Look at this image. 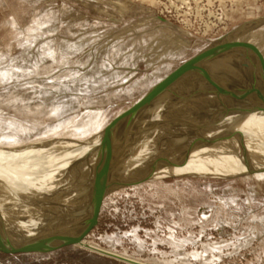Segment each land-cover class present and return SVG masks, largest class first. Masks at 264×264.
<instances>
[{"label":"rangeland","instance_id":"obj_1","mask_svg":"<svg viewBox=\"0 0 264 264\" xmlns=\"http://www.w3.org/2000/svg\"><path fill=\"white\" fill-rule=\"evenodd\" d=\"M260 22L264 24V0H0V149L30 146L28 151L30 154L27 155L21 154L22 149L10 153L7 151L8 155H0V172L2 171L0 180H3L0 183L4 184L0 195L6 193L11 195L10 191L27 183L31 178L33 184L22 195L32 194L30 198L34 206L38 204L45 206L47 201L44 200L46 199L44 193L51 192L57 186L59 190L63 189V194L65 192L64 186L67 181L56 178L61 171L71 176L81 171L85 172L93 182L94 175L101 166L97 163L102 162L99 158L95 163L93 156L61 145L59 148L47 151L49 155L45 152L47 156L45 155L43 160L37 154L32 156L34 151L31 145H41L37 143L54 139L61 141L66 138L101 140L100 134L113 120L141 102L138 107L136 106L133 115L129 116L130 112L125 114L128 116L122 119L120 126L117 127V124L111 129V133L114 132V138H110L114 140V142L110 141L111 144L118 146L120 142L124 143L120 145L124 146L123 153L126 152L123 164L125 168L120 164L119 166L123 168V170L120 168V173V170H116V164L114 167V164L112 163L111 166L109 162L110 172L117 173L116 178L120 177L121 181L117 182L119 184H116L102 201L96 226L81 242L136 258L148 264H264V169L234 176H199L189 172L185 175L170 174L157 177V173L162 171L160 164L179 162L184 158L183 155L189 156L190 152L187 153V150L193 152L192 154H198L200 151H196L198 148L195 143L200 134L201 139L205 136L208 140L211 137L220 138L223 130L229 132H227L228 143L225 146H213L210 148L212 151L205 153L204 148L207 144H201L202 151L206 155L217 160L222 159L220 162L238 160L236 153H242L244 149L249 148L247 153L252 150V154L261 148L262 152L264 151V133H258L264 128L259 124L256 126L261 127V131L256 134L254 130L257 127L253 125L252 128L250 121L249 129H246L245 119L241 120L243 122L237 119L236 121L239 122H236L233 121L236 116L232 115L226 116L229 121L224 123L227 124L226 126L221 122L226 118L223 112H227L232 107L243 116L251 114L250 111L256 114L260 106L264 107V103L263 106L260 104L264 94L262 87L264 85H261L264 82L262 77L264 72L259 73V67L258 69L255 67L264 65L262 63L264 25L262 24L263 27L258 25ZM251 24H257L256 29L252 31L254 35L249 36L251 41L247 38L243 40V37L236 38L233 48L225 46L234 51L231 50L233 55L230 52L231 57L229 54H222L218 58L222 57L224 62L228 61L230 64L239 62L238 67L242 66L239 71L243 67L255 65L252 66L255 71L249 72L251 69H247L246 72L243 69L239 73L243 77L249 76L250 83L253 82L254 77L255 82L248 83L249 90L253 88L259 91L261 99L258 100L259 96L254 92L243 91L245 88L238 87L234 92L227 93L229 89L234 88L236 82L240 83L243 80L231 82L233 75L229 77L227 74L225 78L221 72L218 74V68L224 62L214 68V70L218 69L216 73L213 68L208 67V70L215 73L216 77L213 74L212 77H218L215 85L219 84L210 92L201 94L202 86L197 88L199 83L197 84L196 79L206 68L207 59L209 61L207 63L217 62V56L215 58L213 54L207 53L209 56L204 58L201 53L212 46L211 44L234 32L246 34L245 30ZM243 41L247 42L246 46ZM247 45L252 46L250 50ZM235 46L237 49L240 47L239 51ZM242 47H247L244 49L246 51H243ZM253 50L258 53L255 54L256 51ZM247 51L255 55L245 54ZM246 55L248 58L245 57ZM199 56L203 57L205 63L197 67L196 64L193 65L188 72L183 69L187 63ZM226 56L231 59L227 60ZM256 58H259L258 62L263 59L261 64L254 62ZM240 59L243 61L240 62ZM174 73L176 74L173 76ZM252 74L254 76L251 77ZM218 75L222 77L219 78ZM260 76L263 78L262 83L257 79ZM185 78L188 79L186 83H184ZM217 79L213 80L217 81ZM257 80L261 83H258L260 86L256 84ZM243 83L244 81L239 86H243ZM164 85L169 88L165 90ZM221 87L226 89V94L217 89H222ZM198 89H201L200 92ZM173 90H176L175 94L179 97L182 94L183 96L169 98V93ZM157 91H160L161 97L157 96ZM215 92L216 94H213ZM244 92L249 97L243 94ZM218 93L222 94V97H217L216 95L220 96ZM251 96L253 98H250ZM243 100L254 101L251 102L253 104L244 106ZM168 101L170 104L167 105ZM230 106L232 107L229 108ZM246 107H249V112L243 110ZM142 108H144L142 114L138 113V110H143ZM169 110L173 113H169ZM154 111L158 114L155 115L157 117L152 115ZM161 113L163 117L159 118ZM138 115L145 118L141 119ZM158 118H162L161 124L156 122ZM141 120L144 121L143 125ZM166 120V123L169 121L171 123L166 124ZM191 123L193 125H190ZM261 124L264 127V119ZM148 129L150 130L147 131ZM130 130L133 132L132 135L137 134L139 130V135H135L136 137L130 135ZM189 130L195 132L191 133ZM238 138L241 142L235 141ZM242 143L247 144L242 145ZM50 145L42 143L45 147ZM121 147L118 146L120 149ZM215 147L218 149L212 153ZM161 148H163L162 152ZM163 150L168 152L166 156ZM159 151L161 154H158ZM48 156L55 158L51 160ZM87 156H90L89 159L86 158ZM263 156L264 153H261L257 156V160ZM84 159L91 162L87 165ZM198 164L204 166L202 162ZM252 164L257 166L253 161ZM39 165L43 168L40 170L48 171L47 173L53 176L47 177L49 182L46 180L45 185L41 184L44 181L41 175L37 176L38 178L34 176ZM71 165L75 172L69 167ZM125 165L129 166V169ZM55 169L60 170L59 173ZM124 170L132 174L128 171L127 174ZM128 175L132 179L131 177L128 179ZM78 176L75 177L76 180ZM51 178H55L56 182ZM124 180L129 182L124 183ZM73 186L74 181L68 190H72ZM73 211L70 213L68 211L66 214L63 208L58 214L54 213L62 217L61 221L67 224L66 226L63 224L62 228H67L71 223L68 221L80 214L78 211L71 215ZM42 223H45L44 229L57 226V223L53 222ZM7 234H10L9 231ZM31 235L33 234L24 236ZM0 264L131 263L72 244L50 251L7 252L0 249Z\"/></svg>","mask_w":264,"mask_h":264},{"label":"bare ground","instance_id":"obj_2","mask_svg":"<svg viewBox=\"0 0 264 264\" xmlns=\"http://www.w3.org/2000/svg\"><path fill=\"white\" fill-rule=\"evenodd\" d=\"M263 24V23H262ZM261 24V22H260V24H258V25H262ZM255 25H257V24H251L250 26L248 25V27H250V29L247 27L246 29L247 30H245V32H247L246 34L243 32H238V33H236V32H234L232 35H229V36H227L226 38H224V39H222V40H220V41H216V43H213V44H211L212 46H209V48H207V49H205L202 53H201V55L204 57H206L207 58V55L210 53V54H213V56H215V58H216V56H217V58H216V60H217V62L215 61V63L214 62H212V63H207V62H209L208 61V59L206 60V68L204 69V73L202 72L201 74H200V76H198V78L196 79L198 82H197V88H199V87H201L202 86V90H201V92H200V90H199V92L202 94V92H210L212 89H214V87L215 86H218V84H216L215 85V83H217L218 82V77L217 78H213L212 76L214 75L215 76V73H216V70H218L219 69V73L218 74H221L222 73V75H224V77L228 74L229 75V77L230 76H232V77H234V78H231V82L233 81V80H239L240 81V79H242L243 81H244V83H243V86L241 85V86H239L240 85V83H242V82H240V83H238V82H236V84H235V86H233L234 88H231V89H229L228 87V89L231 91H229V92H227V93H232V92H234L238 87H239V89L240 88H245V89H243V91H246V93H247V91H249V92H254V93H256L257 94V96H261V93L258 91L257 92V90H255V89H253V88H251L252 90H249V86L248 85H250V84H252V83H254L255 82V80L252 78V80H253V82L252 83H250L249 82V80H251V78L249 77V76H247V75H245L244 77L242 76V74L241 73H239V72H242V70L244 69V71L246 70V72L248 71L247 69H251L249 72H253V70L255 71V68L253 69V67L255 66V65H252V64H254L253 62H252V66H248V67H246V65H245V67L246 68H242V70L241 71H239L240 70V68L242 67H238V63H234V62H231V64L230 63H228V61H226V62H224V59H221V58H218V57H220L222 54H229L230 52V54L231 55H233L232 54V49H229V48H225V46H227V47H231V48H233L234 47V45L236 44V38H239L240 39V37H243L242 39L244 40V39H248V41L250 40V38H249V36H250V34H253V30H255L256 28V26ZM264 25V24H263ZM263 25L261 26V27H263ZM258 27V26H257ZM259 28H260V26H259ZM264 28V27H263ZM260 29H262V28H260ZM243 30V31H244ZM251 32V33H250ZM260 32V31H259ZM255 34H257V32L255 33ZM260 33H258V35H259ZM254 35V34H253ZM252 35V36H253ZM256 36V35H255ZM230 37V38H229ZM255 38V37H254ZM242 39H241V41H242ZM253 39V38H252ZM233 40H235V41H233ZM261 40H263V39H261ZM240 41V40H239ZM251 41V40H250ZM252 42H254V41H252ZM252 42H250V43H252ZM254 43H256V42H254ZM253 43V44H254ZM239 44V43H238ZM243 44H245V46H246V44H247V42L245 43L244 41H243ZM242 44V46H244ZM249 46L251 45V44H248ZM247 45V46H248ZM241 46V45H240ZM248 46V47H249ZM252 47V46H251ZM251 47H249V50H250V48ZM235 48H236V46H235ZM235 48H234V50H235ZM240 47H238V49H239ZM245 48H247V47H242V49H243V51H246V50H244ZM227 49H229V50H227ZM237 49V48H236ZM237 49V50H238ZM257 50H258V48H256ZM232 50V51H231ZM248 50V51H249ZM239 51V50H238ZM241 52H242V50H240ZM248 51L245 53V52H243V53H245V54H247L248 53ZM253 51H256V50H253ZM234 52V51H233ZM251 52V51H250ZM249 52V53H250ZM208 53V54H207ZM242 53V54H243ZM249 53H248V55H249ZM256 53H258L257 51L255 52V54ZM229 54V55H230ZM255 54H251L250 53V55H255ZM262 54V53H261ZM231 55H230V57H231ZM236 55H237V53H236ZM240 55V54H239ZM238 55V56H239ZM244 55V54H243ZM263 55H264V53H263ZM209 56V55H208ZM242 56V55H241ZM202 57V58H203ZM204 57V58H205ZM233 57V56H232ZM234 57H236V56H234ZM245 57H247L248 58V56L246 55ZM255 57V56H254ZM201 58V56H199V58H195L194 60H192V61H190L189 63H187L186 64V66L185 67H183V69L184 70H186L187 72L189 71L188 69L190 68V67H192L193 65H195L196 64V67L197 66H199V65H201V64H203V63H205V61L203 62V60L204 59H202ZM208 58H210V57H208ZM214 58V57H213ZM223 58H225V57H223ZM237 58V57H236ZM241 58V57H240ZM244 58V57H243ZM247 58H246V60H247ZM226 59L227 60H229V59H231V58H229L228 59V56H226ZM225 59V60H226ZM235 59V58H234ZM233 59V60H234ZM251 59V58H250ZM259 59V58H258ZM257 58H256V60H254V62L255 61H257L258 60ZM261 59V58H260ZM239 60V59H238ZM245 60V61H246ZM263 60V59H262ZM261 60V61H262ZM211 61V60H210ZM230 61H232V60H230ZM241 61H243V60H241L240 59V62ZM244 61V62H245ZM248 61V60H247ZM246 61V62H247ZM251 61V60H250ZM250 61H249V63H250ZM253 61V60H252ZM261 61H259L260 62V64H261ZM264 61V60H263ZM262 61V63H264ZM224 62V64H227V65H222V63ZM258 61H257V63H259ZM256 63V64H257ZM222 65V66H224V68L222 69L219 65ZM242 64V63H241ZM259 64V65H260ZM237 65V66H236ZM243 65V64H242ZM249 65V64H248ZM219 66V68L218 69H215L214 70V68H217ZM264 66V65H263ZM263 66H255V67H257V69H258V67H259V70H258V72L259 73H261V71H263L264 72V67ZM208 67H211V68H213L212 70H214L215 71V73L213 74L212 72H211V70L209 69L208 70ZM256 69V70H257ZM183 70V71H184ZM221 72V73H220ZM248 72V73H249ZM235 73H237V74H235ZM241 74V75H239V74ZM258 73V74H259ZM176 73H174L173 74V76L175 75ZM181 75H182V72L180 73ZM213 74V75H212ZM251 74V73H250ZM249 74V75H250ZM254 74V73H253ZM251 75V77L252 76H254V75ZM256 74H257V71H256ZM257 74V75H258ZM262 74V73H261ZM260 74V75H261ZM264 74V73H263ZM180 76V75H179ZM186 76V75H185ZM219 76V78L220 77H222V76H220V75H218ZM262 76V75H261ZM260 76V78L259 77H257V79H259L260 80V82L262 83V79L264 78V76H262L261 77ZM178 77V76H177ZM216 77V76H215ZM229 77H228V79H229ZM256 77V76H255ZM169 78H171V76L169 77ZM169 78L165 81V84H166V82L169 80ZM175 78H176V76H175ZM226 78V77H225ZM250 78V79H249ZM177 80H178V78H176ZM181 79V78H180ZM179 79V80H180ZM213 79H217V81L216 80H213ZM223 79V78H222ZM256 79V78H255ZM186 80H188L187 78H185V81H184V83H186L187 81ZM225 80V79H224ZM259 80H257V83L256 84H258V83H260V82H258ZM176 82V81H175ZM195 82V81H194ZM164 83V82H163ZM169 83V82H168ZM168 83H167V85H168ZM171 83V82H170ZM169 83V84H170ZM183 83V84H184ZM248 83H250V84H248ZM260 83V84H261ZM264 83V82H263ZM261 84V85H264V84ZM182 84V85H183ZM220 84H222V82H220ZM162 85V84H161ZM167 85L165 86H163V87H165V90L166 89H168L169 88V86H168V88H167ZM174 85V84H173ZM193 85H194V83H193ZM234 85V84H233ZM259 85V84H258ZM188 86V85H187ZM191 86V85H190ZM189 86V87H190ZM231 86V85H230ZM253 86V85H252ZM260 86V85H259ZM180 87H182V86H180ZM180 87H178V88H180ZM223 87V86H222ZM221 87V88H222ZM246 87H247V90H246ZM256 87V86H255ZM262 87H264V86H262ZM175 88H176V86H175ZM187 89V88H186ZM185 89V90H186ZM193 89V88H192ZM221 93L222 92H224L225 93V91H226V89H219V88H217ZM261 89V88H260ZM259 89V90H260ZM161 90V89H160ZM176 90H178V89H176ZM176 90H173L172 92H170L169 94H170V96H169V98H171V97H176V96H178V95H176L175 94V92H176ZM181 90H184V89H181ZM197 90V89H196ZM163 92H164V90H162ZM239 91H241V90H239ZM154 92V91H153ZM158 92V91H157ZM160 92V91H159ZM157 93L156 95L157 96H160L161 97V95H159L160 93ZM179 92L180 91H178V94H179ZM183 92V91H182ZM238 92V91H237ZM248 92V93H249ZM154 93H156V92H154ZM194 93H196L195 91H194ZM245 92L243 93V94H246ZM151 94V93H150ZM188 94H189V92H188ZM193 94V93H192ZM192 94H190V95H192ZM197 94V93H196ZM213 94H216V92L215 93H213ZM219 95H220V93H218ZM226 94V93H225ZM234 94V93H233ZM240 94V92L238 93V95ZM241 94H242V92H241ZM262 94H263V92H262ZM153 95V94H152ZM152 95H150V96H152ZM204 95H206V94H204ZM222 95V94H221ZM218 96V95H216L217 97H222V96ZM247 95V94H246ZM157 96H155V98L157 97ZM167 96H168V94H167ZM182 96H183V94H182ZM181 95H180V97H182ZM185 96V95H184ZM186 96H187V94H186ZM230 96V95H229ZM228 96V97H229ZM243 96H245V95H243ZM242 96V97H243ZM248 96V95H247ZM256 96V95H255ZM153 98H154V95L152 96ZM179 97V96H178ZM179 97V98H180ZM190 97V96H189ZM205 97V96H204ZM214 97V96H213ZM235 97H237V96H235ZM242 97H239V98H242ZM249 97V96H248ZM253 97H254V94H253ZM252 96L250 97V98H253ZM258 97V100L259 99H261V97L259 98ZM152 98V99H153ZM159 98V97H158ZM168 98V97H167ZM186 98V97H185ZM184 98V99H185ZM199 98V97H198ZM165 99H166V97H165ZM172 99V98H171ZM190 99V98H189ZM192 99H194V98H192ZM197 99V98H196ZM196 99H195V101H196ZM200 99V98H199ZM199 99H198V101H199ZM205 99V98H204ZM214 99H216L215 97H214ZM219 99V98H218ZM235 100H238V98L236 99V98H234ZM243 99H244V97H243ZM257 99V98H256ZM156 100V99H155ZM154 100V101H155ZM175 100H177V99H175ZM180 100V99H179ZM182 100V99H181ZM180 100V101H181ZM186 100V99H185ZM188 100V99H187ZM186 100V101H187ZM202 100V99H201ZM207 100V99H206ZM213 100V99H212ZM241 100V99H240ZM245 100H246V97H245ZM250 100H252V99H250ZM148 101V100H147ZM170 101V100H169ZM168 101V102H169ZM174 101V100H173ZM192 101V100H191ZM194 101V100H193ZM254 101V100H253ZM253 101H249V100H247V102H245L244 100H243V104H244V106H246L247 104L249 105V104H253V103H251V102H253ZM261 101V103L260 104H262V106H263V103H264V94H263V96H262V99L260 100ZM144 102H146V101H144ZM144 102H142V104L144 103ZM164 102V101H163ZM199 102H201V101H199ZM198 102V103H199ZM204 102V101H203ZM206 102V101H205ZM208 102H210V101H208ZM213 102V101H212ZM242 102V101H241ZM245 102V103H244ZM249 102V103H248ZM259 101H257V103H258ZM140 103L141 102H139L138 103V105H136L137 107L140 105ZM164 104V103H163ZM167 105L168 104H170V102L169 103H166ZM171 104H174V103H171ZM193 104V103H192ZM199 104H201V103H199ZM206 104V103H205ZM204 104V105H205ZM209 104H211V103H209ZM208 104V105H209ZM215 104V103H214ZM242 104V105H243ZM160 105H162V104H160ZM166 105V106H167ZM176 105V104H175ZM186 105V104H185ZM189 105V104H188ZM194 105H195V103H194ZM202 105V104H201ZM204 105H203V107H204ZM225 105V104H224ZM238 105V104H237ZM133 107V108H131L127 113H129L128 115L130 116V114L131 115H133V112L135 111V109L137 108V107ZM172 106V105H171ZM177 106V105H176ZM175 106V107H176ZM187 106V105H186ZM209 106H211V105H209ZM241 106V105H240ZM255 106V105H254ZM260 106V105H259ZM161 107V106H160ZM160 107H158V108H160ZM163 107V106H162ZM174 107V106H173ZM172 107V108H173ZM181 107V106H180ZM189 107V106H188ZM202 107V106H201ZM232 106H230L229 108H231ZM164 108V107H163ZM192 108V107H191ZM198 108V107H197ZM226 108V107H225ZM249 107H246L245 109H243L244 111H248L249 112V109H248ZM143 110H138V113H140V114H142V111H144V108H142ZM167 109V108H166ZM175 109V108H174ZM181 109H183V108H181ZM193 109V108H192ZM255 109H256V107H255ZM257 109H259V108H257ZM261 109H262V111H261ZM156 110V109H155ZM179 110V109H178ZM199 110V109H198ZM152 111V110H151ZM163 111V110H162ZM175 111V110H174ZM195 111V110H194ZM160 112H161V110H160ZM159 112V113H160ZM168 112V111H167ZM173 113L172 111H170L169 110V113ZM186 112V111H185ZM219 112V111H218ZM220 112H222V110L220 111ZM251 112V114H249L248 113V115L247 116H243V115H240V112H237L236 111V108H231V109H229V110H227V112H223V113H225V117L227 116H229V117H231L232 115L233 116H236L235 117V119L233 120V121H236L237 119L240 121V122H243L244 121V119H245V122H246V124H247V128L246 129H249L248 127H249V121H250V124H251V126H252V128H253V125H255L256 126V124L258 125L259 124V126H261L262 128H264L263 126H262V124H261V122L263 121V119L264 118H262L263 116H264V107H261L260 106V109H259V111L256 113V114H254V113H252V111H250ZM127 113H125V114H127ZM148 113V112H147ZM188 113H189V111H188ZM191 113V112H190ZM193 113V112H192ZM195 113H197L196 111H195ZM125 114H123V115H121L120 117H118V118H116L115 120H113L110 124H109V126L105 129V130H103L102 131V133L100 134V137H101V140L100 139H98V138H90V139H84V140H81V139H63V140H61L60 141V139L58 140V139H54V140H51V141H43V142H39V143H37V144H41V145H36V144H33V145H31V149H32V151H34V153L32 154V156H34L35 154H37L41 159H43L44 158V156L46 155V154H44L45 152L49 155V153L47 152V151H49V150H51V149H55V148H59L61 145L62 146H64V147H67V148H69V149H73V150H80V151H82L81 153L82 154H87V155H90V156H93L94 157V160H95V163L97 162L96 160H98V158H99V160L100 161H102L101 163H99V161L97 162L98 164H101V166H100V168L98 169V171L96 172V170H95V175H94V179H93V182L91 181V180H89V177L87 176V175H85V172H82L81 171V173H79V174H77V175H79L78 177V179L76 180V176L77 175H74V176H71V175H69V174H65V172L64 171H61L60 173H59V171L60 170H58V169H55V170H58L57 172L59 173V174H57V180H58V178H59V180L61 179V181H67V183H66V185L64 186L65 188V192H64V194L62 193V190H59V188H58V186H57V188L55 187L51 192H48V191H45V192H48L47 194H45L44 193V196L46 197V199H44L45 201H47V203L45 204V206L44 205H41V204H38V206H34V204H33V202H32V200H31V198H30V195H32V194H26V195H22V193L24 192V191H26L29 187H30V185L31 184H33V180L30 178V181H28L27 183H25V184H23V185H21V186H19L18 188L17 187H15L16 189L14 190V191H10L9 193H11V195H7V193H6V195L4 194V195H0V249H3V250H7V251H13V250H16V249H28V250H37V251H43V250H46V249H48V248H51V247H54V246H57V245H59V244H61L62 242H64V241H70V242H73L72 244L73 245H79V246H81V247H83V248H86V249H89V250H92V251H96V252H98V253H102V254H105V255H109V256H112V257H115V258H117V259H120V260H123V261H125V262H129V263H131V264H148V263H146V262H143V261H140L139 259H136V258H132V257H129V256H126V255H123V254H120V253H115V252H113V251H110V250H106V249H102V248H99V247H97V246H95V245H92V244H90V243H85V242H81L82 240H84V239H86V237H87V235L91 232V230L93 229H91L90 230V232L88 233V234H86V235H83V234H85V231L87 230V227L91 224V223H93V222H95L96 221V223H97V215H98V212H99V209H100V206H101V203H102V201L104 200V198L110 193V191L111 190H113L114 188H115V186H116V184H119L120 182H119V180L121 179L120 177L117 179L116 177V175L115 174H117V173H115V172H110V169H109V162L111 163V166H112V163L114 164V167H115V164H116V170H120V164H121V166L122 167H124L123 166V164H124V160H125V157H124V155H126L125 153H123V147L124 146H122L121 147V145L122 144H124V143H122V142H120L119 144H118V146L119 147H121V149L120 148H118V146L116 147V146H114L113 144H111V142H112V140H110V138H114V132H112L111 133V129L115 126V125H117V127H119L120 125H119V123L120 122H122L123 120L122 119H124V117L125 116H128V115H125ZM149 114V113H148ZM154 114V115H153ZM163 114H164V112H163ZM187 114V113H186ZM198 114H199V112H198ZM208 114V113H207ZM217 114V113H216ZM244 114V113H243ZM149 115H151V114H149ZM152 115L153 116H155V115H158V114H156V111H154V112H152ZM162 115V113L161 114H159V118H160V116ZM167 115H170V116H172L171 114H168L167 113ZM211 115V114H210ZM224 115V114H223ZM222 115V116H223ZM245 115H246V113H245ZM139 117H140V115H138ZM146 116H147V114H146ZM152 116V117H153ZM174 116V115H173ZM178 116V115H177ZM204 116V115H203ZM213 116V115H212ZM220 115H218V117H219ZM260 116V117H259ZM136 117V115L134 116V118ZM155 117H157V116H155ZM161 117H163V116H161ZM167 117V116H166ZM175 117V116H174ZM214 117H215V115H214ZM216 117H217V115H216ZM224 117V118H225ZM225 118V119H222L221 120V122L224 124V123H226L228 120V118ZM259 117V118H258ZM130 118V117H129ZM141 118V117H140ZM143 118H145V117H143ZM143 118H141V119H143ZM154 118V117H153ZM157 119V121L156 122H158V123H160L161 122V119ZM165 118V117H164ZM171 118V117H170ZM176 118V117H175ZM212 118V117H211ZM223 118V117H222ZM139 119V118H138ZM172 119V118H171ZM178 119H179V117H178ZM203 119V118H202ZM134 120V119H133ZM140 120V119H139ZM155 120V119H154ZM165 120V119H164ZM164 120H162L163 122H164ZM168 120V119H167ZM167 120L165 121V123L167 122ZM173 120V119H172ZM206 120V119H205ZM205 120H203L204 122H205ZM230 120H232V119H230ZM241 120H243V121H241ZM142 121V120H141ZM217 121V120H216ZM216 121H214V122H216ZM239 121H236V122H239ZM131 122V121H130ZM136 122H137V120H136ZM143 123H141V125H143L144 124V121H142ZM170 122V121H169ZM168 122V123H169ZM176 122V121H175ZM185 122V121H184ZM183 122V123H184ZM212 122V121H211ZM214 122H212V123H214ZM229 122V121H228ZM260 122V123H259ZM168 123H166V124H168ZM171 123V122H170ZM193 123V122H192ZM190 124V125H193V124ZM208 123V122H207ZM221 123V124H222ZM232 123V122H231ZM233 123H235V122H233ZM255 123V124H254ZM127 124V123H126ZM145 124H147V123H145ZM150 124V123H149ZM161 124V123H160ZM180 124V123H179ZM186 124H188V123H186ZM238 124V123H237ZM243 124V123H242ZM140 125V124H139ZM181 125V124H180ZM179 125V126H180ZM184 125V124H183ZM189 125V126H190ZM207 125V124H206ZM219 125H220V123H219ZM225 125V124H224ZM227 125V124H226ZM225 125V126H226ZM234 125V124H233ZM123 126V125H122ZM126 126V125H125ZM129 126V125H128ZM152 126V125H151ZM156 126V125H155ZM162 126V125H161ZM160 125H159V127H161ZM172 126V125H171ZM170 126V127H171ZM173 126H174V124H173ZM211 125H208V127H210ZM217 126V125H216ZM234 126H237L236 124L234 125ZM241 126V125H240ZM239 126V127H240ZM116 127V128H117ZM138 127V126H137ZM154 127V126H153ZM183 127H185V125L183 126ZM207 127V126H206ZM212 127V126H211ZM214 127V126H213ZM218 127V126H217ZM238 127V126H237ZM242 127V126H241ZM246 127V126H245ZM257 127V128H256ZM256 127H254V128H256L255 130H254V132L256 131V134H258V133H260V134H262V133H264V130H262L261 131V127H258V126H256ZM146 128V127H145ZM148 128V127H147ZM146 128V129H147ZM150 128V127H149ZM126 129V128H125ZM133 129V128H132ZM135 129H137V128H135ZM142 129V128H141ZM146 129L144 130V132L146 131ZM172 129V128H171ZM174 129V128H173ZM211 129V128H210ZM209 129V130H210ZM216 129V128H215ZM215 129L213 130V131H215ZM221 129H222V127H221ZM228 129V128H227ZM118 130V129H117ZM116 130V131H117ZM127 130H128V128H127ZM150 129H148L147 131H149ZM164 130V129H163ZM180 130V129H179ZM178 130V131H179ZM187 130V129H186ZM115 131V132H116ZM118 131H121V130H118ZM139 131V130H138ZM138 131H137V134H135V135H139L138 134ZM157 131V130H156ZM165 131V130H164ZM174 131V130H173ZM172 131V132H173ZM177 131V130H176ZM190 132H191V130H189ZM219 131V130H218ZM224 132H220L221 133V137L220 138H218V139H216V138H213L212 139V137L211 138H209L208 139V137H207V139L208 140H206L205 139V136H203L204 137V139H201L202 137H201V134H200V137H199V139L197 140V142L195 143V145L197 146H194V147H196V148H198L196 151H200L198 154H192L193 152H191V151H186L187 153L188 152H190V154H189V156H184L183 155V159H181L179 162H176V163H170V162H167L166 164H158L159 165V167H161L162 169V171H160L159 173H157V177H163V176H165V175H185V174H189V172L190 173H192V174H194V175H199V176H234V175H237V174H240V173H253V172H257V171H260V170H263L264 169V156L260 159L259 157V159L257 160V156H259L261 153L263 154L264 153V151L262 152V148L260 149V150H258V151H256L255 153H251V152H253L252 150H251V152L250 153H247V151H248V149L246 150V149H244V152H242V153H236L237 154V157H239V159L238 160H236V161H228V160H226V161H222V162H220L222 159H219V160H217V159H215V158H212V157H210V156H208V155H206L205 153H208V152H210V151H212L210 148L211 147H213V146H218V147H221V146H225L228 142H227V139L229 138V134L227 135V132L228 131H226V130H223ZM258 131H261V132H258ZM131 130H130V135H132L133 134V132H132V134H131ZM140 132V131H139ZM143 132V133H144ZM151 132V131H150ZM155 132V131H154ZM163 132V131H162ZM171 132V131H170ZM195 131L194 130H192V132L191 133H194ZM216 132V131H215ZM258 132V133H257ZM147 133V132H146ZM159 133V132H158ZM157 133V134H158ZM174 133V132H173ZM229 133V132H228ZM122 134V133H121ZM160 134V133H159ZM163 134H164V132H163ZM166 134H167V132H166ZM177 134V133H176ZM180 134V133H179ZM190 134V133H189ZM208 134V133H207ZM232 134V133H231ZM117 135V134H116ZM135 135H132V136H135ZM151 135H153V134H151ZM161 135H162V133H161ZM168 135V134H167ZM170 135V134H169ZM174 135V134H173ZM209 135V134H208ZM219 135V134H218ZM244 135V134H243ZM128 136H129V134H128ZM144 136V135H143ZM179 135H177V137H178ZM215 136V135H214ZM217 136V135H216ZM244 136H247V135H244ZM136 137V136H135ZM139 137H141V136H139ZM154 137V136H153ZM157 137V136H156ZM161 137V136H160ZM209 137H210V135H209ZM217 137H219V136H217ZM127 138V137H126ZM170 138V137H169ZM262 137H260V139H261ZM123 139V138H122ZM136 139V138H135ZM138 139V138H137ZM140 139V138H139ZM175 139V138H174ZM178 139V138H177ZM182 139V138H181ZM180 139V140H181ZM185 139V138H184ZM195 139V138H194ZM194 139H191V140H194ZM259 139V140H260ZM170 140V139H169ZM171 140H173L172 138H171ZM205 142H204V141ZM234 140V139H233ZM65 141V142H64ZM111 141V142H110ZM125 141H126V139H125ZM124 141V142H125ZM160 141V140H159ZM179 141V140H178ZM186 141H187V139H186ZM196 141V140H195ZM207 141V142H206ZM236 142H241V139H239L238 138V140H235ZM113 142H114V140H113ZM132 142V141H131ZM135 142V141H134ZM172 141H170V143H171ZM180 142V141H179ZM42 143H44V144H51L50 146H47V147H45V146H42ZM116 143H114V144H116ZM122 143V144H121ZM139 143V142H138ZM161 143H162V141H161ZM173 143V142H172ZM192 144H193V142H191ZM190 143V144H191ZM203 143H206L207 144V147L206 148H204L205 149V153L202 151V148H201V144H203ZM263 143V142H262ZM261 143V144H262ZM121 144V145H120ZM131 144V143H130ZM163 144V143H162ZM243 144H247V143H242V145ZM134 146H135V144H133ZM133 145H131V146H133ZM171 145V144H170ZM179 145V144H178ZM194 145V144H193ZM127 146V145H126ZM140 147H142L141 145H139ZM175 146V145H174ZM177 146V145H176ZM183 146V145H182ZM30 147V146H29ZM29 147H22V148H12V149H9V150H2V149H0V155H8V153H7V151H9V153H10V151L12 152H15L14 150H16V149H22V151H20L21 152V154L22 153H26V155L27 154H30L28 151H29ZM38 147V148H37ZM128 147V146H127ZM137 147V146H136ZM139 147V148H140ZM162 147V146H161ZM218 147H215L214 149H213V152L212 153H214V152H216V150L218 149ZM248 147V146H247ZM259 148V147H258ZM257 148V149H258ZM68 149V150H69ZM82 149V150H81ZM160 149V148H159ZM162 149L163 148H161V152H162ZM199 149H201V150H199ZM203 149V150H204ZM155 150H157V147H156V149ZM154 150V151H155ZM70 151V150H69ZM138 152H139V150H137ZM136 151V152H137ZM164 151V150H163ZM71 152V151H70ZM69 152V153H70ZM131 152H132V150H131ZM152 152H153V150H152ZM160 152V151H159ZM161 152L160 153H158V154H161ZM165 152V151H164ZM51 153V152H50ZM149 153H151V152H149ZM149 153H147V154H149ZM155 153L157 154V152L155 151ZM154 153V154H155ZM166 153V152H165ZM168 153V152H167ZM167 153L165 154V156L167 155ZM41 154H43V155H41ZM128 154V153H127ZM133 154V153H132ZM141 154V153H140ZM184 154H186V153H184ZM192 154V155H191ZM216 154H218V153H216ZM68 156H69V154H67ZM71 155V154H70ZM81 155V154H80ZM174 155H176V154H174ZM21 156V155H20ZM47 156V155H46ZM67 156V157H68ZM72 156V155H71ZM89 156V157H90ZM129 156V155H128ZM132 156V155H131ZM138 156V155H137ZM136 156V157H137ZM143 156V155H142ZM141 156V157H142ZM153 156V155H152ZM160 156V155H159ZM169 156V155H168ZM213 156V155H212ZM49 157V156H48ZM57 157H58V155H57ZM57 157H56V159H57ZM78 157V156H77ZM89 157L87 156L86 158H88L89 159ZM132 157H134V156H132ZM140 157V156H139ZM139 157H137V158H139ZM46 159H47V157H45ZM49 158H51V160H52V158H53V156L52 157H49ZM54 158H55V156H54ZM54 158H53V160H54ZM60 158V157H59ZM61 158H62V156H61ZM61 158H60V160H61ZM79 158H80V156H79ZM78 158V159H79ZM84 158H85V156H84ZM97 158V159H96ZM128 158H131V157H128ZM136 158V159H137ZM45 159V160H46ZM56 159H55V161H56ZM75 159V158H74ZM91 160H92V157L90 158ZM44 160V159H43ZM48 160V159H47ZM47 160L45 161V162H47ZM50 160V159H49ZM48 160V161H49ZM64 160V159H63ZM65 160H68V159H65ZM64 160V161H65ZM73 160V159H72ZM85 160V159H84ZM91 160H90V162H91ZM126 160H127V158H126ZM7 161V160H6ZM77 161V160H76ZM89 161V160H88ZM87 161V159L85 160V163L88 165V163H90V162H88ZM128 161V160H127ZM252 161L255 163V165H257V166H253V164H252ZM43 162V161H42ZM51 162V161H50ZM50 162H48V164L50 163ZM60 162V161H59ZM67 162V161H66ZM70 162V161H69ZM74 162V161H73ZM84 162V161H83ZM120 162H123V163H120ZM137 162H138V160H137ZM194 162V163H193ZM199 162H202V163H204V166H202L201 167V165H199L198 163ZM6 163V162H5ZM55 163V162H54ZM57 164H58V162H56ZM61 163H63L62 162V160H61ZM76 163V162H75ZM77 163H79V161L77 162ZM13 164V163H12ZM11 164V165H12ZM43 164V163H42ZM48 164H45L46 166L48 165ZM69 164V163H68ZM98 164H97V166H98ZM117 164H118V166H117ZM49 165H51V164H49ZM58 165H60V164H58ZM62 165V164H61ZM66 165V164H65ZM70 165V164H69ZM90 165V164H89ZM96 165V164H95ZM4 166V165H3ZM35 166V165H34ZM44 166V165H43ZM55 166V165H54ZM125 166H127V165H125ZM38 168H36L37 169V171H36V173L34 174V176L36 177V178H38L37 176H39V175H41L43 178L42 179H44V181H42V180H40V181H42L41 182V184L42 185H45V183H46V180L49 182V179L47 178V177H53V176H51L50 174H48L47 172L48 171H45V170H42L43 168L41 167V165H39V166H37ZM45 167V166H44ZM49 167V166H48ZM63 167V166H62ZM67 167V166H66ZM65 167V168H66ZM71 169H73L72 168V165L71 166H69ZM68 167V168H69ZM73 167H74V164H73ZM76 167V166H75ZM91 167V166H90ZM90 167H89V169H90ZM93 167V166H92ZM96 166H94V168H95ZM128 167V169H129V166H127ZM1 168V167H0ZM12 168V167H11ZM40 168H42L41 170H40ZM45 168H47V167H45ZM44 168V169H45ZM67 168V169H68ZM76 168H78V167H76ZM93 168V169H94ZM125 168V167H124ZM134 168V167H133ZM66 169V170H67ZM113 169V168H112ZM122 170H123V168H121ZM4 170H6V169H4ZM8 170H9V168H8ZM52 170V169H51ZM74 170V169H73ZM84 171H85V168L83 169ZM153 170V169H152ZM10 171V170H9ZM8 171V172H9ZM87 171V170H86ZM125 171V170H124ZM127 171L128 170H126L125 172L127 173ZM131 171V170H130ZM2 172V171H1ZM0 172V173H1ZM5 172V171H4ZM74 172H75V170H74ZM77 172V171H76ZM88 172V171H87ZM133 172V171H132ZM94 172H92V174H93ZM120 173H121V170H120ZM124 173V172H123ZM128 173H129V171H128ZM127 173V174H128ZM131 173V172H130ZM129 173V174H130ZM138 173V172H137ZM142 174H143V172H141ZM8 174V173H7ZM125 174V173H124ZM123 174V175H124ZM132 174V173H131ZM134 174V173H133ZM118 175V174H117ZM138 175V174H137ZM139 175H141V174H139ZM8 176V175H7ZM133 177H135V178H138V177H136V176H134V175H132ZM151 176H152V174H151ZM2 177V176H1ZM0 177V178H1ZM10 177V176H9ZM17 177H18V175H17ZM88 177V178H87ZM124 177V176H123ZM131 177V176H130ZM129 177V175H128V179L130 178ZM6 178V177H5ZM5 178H4V180H5ZM20 178H21V176H20ZM91 178V177H90ZM125 178V177H124ZM123 178V179H124ZM127 178V177H126ZM146 178H151V177H146ZM7 179V178H6ZM117 179V180H116ZM130 179H132V177L130 178ZM145 179V178H144ZM15 180V179H14ZM51 180H54L55 181V178L54 179H52L51 178ZM50 180V181H51ZM137 180V179H136ZM6 181V180H5ZM13 181V180H12ZM21 181V180H20ZM73 181H74V188L72 189V190H68V188L69 187H71L72 186V183H73ZM121 181V180H120ZM126 180H124L123 182L124 183H128L129 182V180L127 181V182H125ZM0 182H3V180L1 181L0 180ZM22 182V181H21ZM56 182V181H55ZM59 182V181H58ZM117 182H119V183H117ZM122 182V183H123ZM5 183V182H4ZM23 183V182H22ZM52 183V182H51ZM61 183V182H60ZM121 183V184H122ZM1 184V183H0ZM54 184V183H53ZM53 184H51V185H53ZM62 184V183H61ZM65 184V183H64ZM3 185L4 184H1L0 185V194H2L1 192L3 191ZM10 186H12L11 184H10ZM61 186V185H60ZM9 187V186H8ZM63 188V187H62ZM67 188V189H66ZM61 189V188H60ZM79 191V193H78V191ZM56 194H55V193ZM8 193V194H9ZM52 194H55V195H52ZM26 198V200H24ZM53 198V199H52ZM74 198V199H73ZM40 203V202H39ZM80 207V208H79ZM64 208V211H65V213L67 214L68 213V211H69V213L71 212V211H73L72 213H71V215H74V214H76V212L78 213V211H80V214H78V215H76L77 217H74V218H72L70 221H68V222H71V223H69V225L67 226V228H62V227H64V225L66 226L67 224H64L65 222L64 221H61V219H62V217H58L56 214H54L55 212L58 214L59 212H61V210ZM67 211V212H66ZM70 215V216H71ZM57 216V217H56ZM96 217V218H95ZM94 219V220H93ZM43 221H47V223H57V226L55 225L54 227H52V228H47V229H44V224L45 223H42ZM75 222V223H74ZM74 223V224H73ZM64 224V225H63ZM71 224V225H70ZM62 225V226H61ZM73 225V226H72ZM58 228V229H57ZM60 228V229H59ZM8 229H10V230H8ZM6 231V232H5ZM9 231V235L7 234L6 235V233ZM3 233V234H2ZM33 234V235H31V236H24V235H29V234Z\"/></svg>","mask_w":264,"mask_h":264},{"label":"water","instance_id":"obj_3","mask_svg":"<svg viewBox=\"0 0 264 264\" xmlns=\"http://www.w3.org/2000/svg\"><path fill=\"white\" fill-rule=\"evenodd\" d=\"M99 214V213H98ZM98 216V215H97ZM96 216V217H97ZM95 217V218H96ZM94 220V219H93ZM96 226V221L95 222H93V223H91L88 227H87V230L85 231V234H83V235H86V234H88L89 232H90V230L92 229V228H94ZM72 243L73 242H70V241H64V242H62L61 244H59V245H57V246H54V247H51V248H48V249H46V250H43V251H50V250H55V249H57V248H61V247H63V246H67V245H72ZM7 251V250H6ZM21 251H31V250H28V249H16V250H13V251H7V252H21Z\"/></svg>","mask_w":264,"mask_h":264}]
</instances>
